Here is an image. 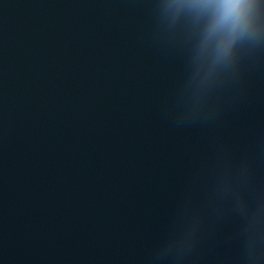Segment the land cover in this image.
Masks as SVG:
<instances>
[{
    "label": "water",
    "instance_id": "95a60500",
    "mask_svg": "<svg viewBox=\"0 0 264 264\" xmlns=\"http://www.w3.org/2000/svg\"><path fill=\"white\" fill-rule=\"evenodd\" d=\"M153 0H0V264H152L227 153L264 192V51L216 118L178 125L184 51ZM210 218L183 264H238Z\"/></svg>",
    "mask_w": 264,
    "mask_h": 264
},
{
    "label": "clouds",
    "instance_id": "9594fccd",
    "mask_svg": "<svg viewBox=\"0 0 264 264\" xmlns=\"http://www.w3.org/2000/svg\"><path fill=\"white\" fill-rule=\"evenodd\" d=\"M157 36L185 53L172 97L178 125L208 122L220 112L246 62L264 51V0H153ZM238 219V264H264V192H254L252 165L222 154L204 189L189 194L152 264H183L199 245L210 218Z\"/></svg>",
    "mask_w": 264,
    "mask_h": 264
}]
</instances>
